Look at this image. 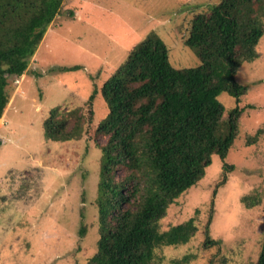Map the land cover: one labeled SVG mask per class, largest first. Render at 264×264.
<instances>
[{
	"label": "rangeland",
	"instance_id": "374dc122",
	"mask_svg": "<svg viewBox=\"0 0 264 264\" xmlns=\"http://www.w3.org/2000/svg\"><path fill=\"white\" fill-rule=\"evenodd\" d=\"M219 1L64 0L21 75L8 76L4 86L0 264L84 263L96 252L103 220L101 155L109 138L96 132L108 112L102 85L154 29L169 48L173 69L197 66L200 60L184 36L191 19ZM256 51L257 57L241 64L235 75L245 93L236 100L225 92L218 97L226 109L223 121L232 107L243 109L238 138L224 161L211 156L204 176L175 198L157 222L164 231L192 219L197 229L186 242L155 247L152 264L256 261L264 227V34ZM59 65L78 69L48 70ZM138 80L124 86L132 90L144 83ZM138 96L135 107L147 102ZM83 121V133L75 134V124ZM142 129L133 138L142 139L147 125ZM256 133L249 143L248 136ZM223 163L231 167L223 171ZM143 179L137 168L116 163L108 180L122 188V196L112 201L120 200L124 210L134 207L146 185ZM113 215L112 209L105 221ZM207 234L218 243L205 245Z\"/></svg>",
	"mask_w": 264,
	"mask_h": 264
},
{
	"label": "trees",
	"instance_id": "16d2710c",
	"mask_svg": "<svg viewBox=\"0 0 264 264\" xmlns=\"http://www.w3.org/2000/svg\"><path fill=\"white\" fill-rule=\"evenodd\" d=\"M63 2L0 0V117L6 103V78L21 75L26 58ZM209 8L191 19L184 36L185 45L200 60L197 66L173 69L169 48L154 29L127 53L102 85L108 112L96 132L109 136L102 148L98 190L103 220L96 252L86 262L73 264H152L155 247L186 242L196 231L192 219L164 231L157 222L175 198L204 176L211 156L224 161L238 138L243 109L232 107L223 121L226 109L218 97L225 92L236 100L245 93L235 75L241 64L257 57L256 45L264 34V0H220ZM76 69L59 65L48 70L60 73ZM138 79L144 83L132 90L124 86L126 81ZM95 93L96 88L88 104ZM137 94L147 97V102L135 107ZM83 124H75V134L83 133ZM143 125L148 129L142 139L133 138ZM125 129L129 134H122ZM256 135L248 136V142H254ZM118 162L137 168L146 184L134 207L126 210L120 200L112 201L117 194L122 196V188L108 180ZM228 166L223 163V171ZM112 209L108 225L105 219ZM84 229L82 226L79 233ZM214 243L218 240L207 234L204 244ZM253 264H264V227Z\"/></svg>",
	"mask_w": 264,
	"mask_h": 264
}]
</instances>
